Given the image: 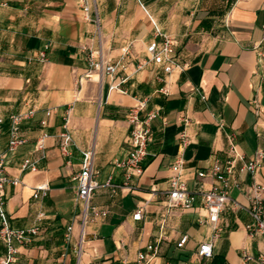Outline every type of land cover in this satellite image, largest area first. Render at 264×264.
<instances>
[{"label": "crops", "instance_id": "0c3cea01", "mask_svg": "<svg viewBox=\"0 0 264 264\" xmlns=\"http://www.w3.org/2000/svg\"><path fill=\"white\" fill-rule=\"evenodd\" d=\"M98 15L103 53L118 70L80 88L100 41L78 0H0V153L6 175L19 181L5 188L6 209L12 228L39 230L17 245L14 264H135L151 244L159 246L153 264H241L244 253L259 256L264 237L247 231L253 223L247 209L250 187L264 189V161L254 174L241 169L264 151V0H98ZM157 30L176 43L170 74L147 54L152 42L163 41ZM135 107L142 120L158 114L143 174L132 190L98 189L91 206L108 216L88 223L79 254L83 203L75 177L83 153L95 147L96 182L123 185L115 163L130 151L128 117ZM31 109L35 116L20 127L23 143L10 151V118ZM66 131L69 155L60 146ZM183 131L191 142L182 151ZM231 136L244 159L237 163L241 189H232L230 198L243 208L226 209L215 227L205 224L200 196L190 210H169L162 194L178 156L181 177L195 192L197 171L228 161ZM26 159L36 172L22 169ZM41 186L49 190L35 199ZM139 208L143 219L134 221ZM205 242L213 244L209 260L197 255ZM5 253L0 241V259Z\"/></svg>", "mask_w": 264, "mask_h": 264}, {"label": "built area", "instance_id": "2783aa9c", "mask_svg": "<svg viewBox=\"0 0 264 264\" xmlns=\"http://www.w3.org/2000/svg\"><path fill=\"white\" fill-rule=\"evenodd\" d=\"M78 5L84 12L88 21H93L97 26L98 38L100 41V48L97 51L90 52L88 57L89 68L87 73L78 81L80 88L84 82L96 81L102 83L104 78H112L117 73V65L107 60L103 49L101 47V24L98 15V0H78ZM91 12L95 13L93 19L90 18ZM157 35L163 37L162 42L154 41L147 47V54L151 61L159 66H162L165 73L170 74L173 70L175 60V41L162 34L157 30ZM45 59V55H42ZM96 78V79H95ZM117 87L111 86L110 90ZM141 107H135L131 110L128 120L131 125L130 134L128 137V144L130 151L122 161L115 163V166L124 172L125 183L123 185H115L110 178L104 185H100L95 180V147L83 153V164L81 171L76 175L77 182V197L83 203V213L80 219V232L78 240L79 254L82 252V246L86 239V227L88 223L98 219H104L108 216V212L100 210L91 206V201L95 193L101 187L111 188L115 192L117 189L132 190L131 184L134 178L142 176L144 171V163L149 155L148 145L152 140L151 123L157 118V113L148 114L147 118L142 120L139 117ZM36 111L29 110L27 113L14 115L10 118L11 127L9 132V150L14 151L19 145L23 143L19 133L21 124L34 117ZM51 111L47 112L50 116ZM5 120L0 118V136ZM45 126L46 122H42ZM182 151L190 144L191 139L188 134L183 131L179 137ZM72 145V138L66 131L61 136V150L64 155H69L70 147ZM44 147L40 143L37 150L41 151ZM229 159L223 163L216 160L211 167L204 171H197L196 178L199 182L198 190L191 192L188 184L181 177L182 164L184 162L182 155L178 156L176 162L171 167L172 176L169 179V188L162 196L165 197V202L169 210L187 211L194 207L195 196L201 197L202 208L207 214V221L205 224L216 226L220 220L221 214L228 208L242 209L243 207L230 198L232 189H241V182L237 178V163L244 159L243 155L238 150L235 144L234 136L229 137ZM264 151H258L253 161L243 166L241 171H249L254 174L258 168L263 164ZM23 170L37 171L36 164L31 159H26L22 165ZM210 180L211 186L206 187L205 181ZM19 184L17 179H10L5 173V156L0 153V240L3 242L6 253L0 259V264H14L18 255L17 245L27 243L30 236L38 235V228L27 230H20L12 228L9 216L6 209V194L5 188L7 185L16 186ZM49 189L45 186L36 188L34 198L37 199L42 195H46ZM263 187L253 185L248 191V199L250 206L247 209L253 219V223L247 226V231L252 236L261 235L264 237V201L261 198ZM134 221H142L143 209L139 208L133 215ZM201 223H203L201 221ZM73 225L68 228L66 239L69 241L72 237ZM188 237H183L178 247L182 248L187 243ZM159 252L158 245H149L146 252H140L137 256L135 264H153L154 257ZM197 255L202 260H209L213 257V244L205 242L200 245ZM241 264H264V252L259 256L254 257L249 253L242 255Z\"/></svg>", "mask_w": 264, "mask_h": 264}, {"label": "rangeland", "instance_id": "374dc122", "mask_svg": "<svg viewBox=\"0 0 264 264\" xmlns=\"http://www.w3.org/2000/svg\"><path fill=\"white\" fill-rule=\"evenodd\" d=\"M1 241V240H0Z\"/></svg>", "mask_w": 264, "mask_h": 264}]
</instances>
